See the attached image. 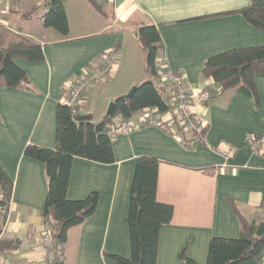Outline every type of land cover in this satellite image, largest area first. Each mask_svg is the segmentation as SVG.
<instances>
[{
	"label": "crops",
	"instance_id": "0c3cea01",
	"mask_svg": "<svg viewBox=\"0 0 264 264\" xmlns=\"http://www.w3.org/2000/svg\"><path fill=\"white\" fill-rule=\"evenodd\" d=\"M95 1L101 11L88 0H65L68 34L55 33L40 20L37 29L48 38L33 34V27L27 29L19 23L16 16L32 22L31 18H22L20 0H12L8 8L0 4L4 43L22 36L42 45L43 52V60L38 62L15 59L26 72L30 89L0 87V164L13 181L4 239L19 240L14 250L0 249V264H41L44 256L47 182L43 164L25 157L24 146L55 148L57 104L71 86L83 82L85 95L79 110L99 121L106 116L107 104L125 96L127 92L121 93L125 89L141 83L130 78L121 88L110 84L99 105L86 103L87 91L93 85L90 80L107 69L99 67L105 54L115 46H119L117 53L121 52L126 41L127 33L116 24L128 25L133 36L142 23L157 25L163 41L164 55L157 58V71L164 66L183 75L192 96V110L207 127L205 145L195 140L187 149L176 134L141 127L149 111L142 110L130 118L136 129L113 139V163L74 156L67 198L84 199L93 191L99 198L95 212L67 231L61 260L63 264H117L104 254L130 257L126 224L130 189L137 158L149 156L159 160L157 200L173 207L170 222L159 230L156 264H184L182 251L189 259L205 263L212 236L239 235V222L230 203L245 219L252 220L264 201V156L247 141L264 127V73L253 75L262 103L256 108L250 97L230 90L211 98L208 104L201 101L199 95L211 82L201 80L200 72L212 55L264 45V32L241 14L228 13L248 6V0ZM69 11L75 15L73 23ZM120 56H113L114 65ZM113 64H109V70ZM157 83L164 85L160 77Z\"/></svg>",
	"mask_w": 264,
	"mask_h": 264
},
{
	"label": "trees",
	"instance_id": "16d2710c",
	"mask_svg": "<svg viewBox=\"0 0 264 264\" xmlns=\"http://www.w3.org/2000/svg\"><path fill=\"white\" fill-rule=\"evenodd\" d=\"M65 0H43L46 11L42 15L44 27L54 29L60 35L68 34V22L64 7ZM98 11L95 0H88ZM249 5L228 13H239L254 28L264 32V0H248ZM34 11H24L22 18H30ZM0 25V87L30 89L26 72L15 63L21 58L28 62L43 60L42 45L17 36L6 44ZM137 42L144 53V70L149 78L139 84L129 98L116 97L111 112L99 121H94L90 113H83L79 105H67L58 102L56 108L55 148L38 144H27L23 155L39 161L44 166L47 182V195L43 211L46 229L51 233L55 248L62 251L67 239V231L87 220L98 203V194L93 191L86 198L70 200L67 198L71 161L74 156L101 164L114 162L113 139L109 130L116 128L117 119L128 120L135 113L149 109L155 114L173 112L170 96L165 85L157 83L161 76L157 71V58L164 55L163 41L157 25L142 23L135 30ZM11 35V34H10ZM13 37V35H11ZM115 46L105 54V60L99 67L103 69L114 63ZM162 64V63H160ZM159 70V69H158ZM264 73V45L227 50L208 57L200 72L201 80L209 79L211 84L204 89L209 92L208 101L227 91L250 97L256 108L262 103L255 87L253 75ZM85 95L84 90L81 91ZM81 95V98H82ZM65 97V96H64ZM174 133L180 144L191 149V143L198 140L205 145L204 136L207 127L200 133L187 131L174 118ZM194 121L188 117L186 122ZM253 150L264 156V127L261 133L247 137ZM159 160L149 156H139L136 160L133 181L129 195L126 217L131 254L125 258L116 254H104L117 264H156L160 228L169 223L173 207L157 200ZM13 181L0 164V204H7L11 198ZM239 222V235L236 238L212 236L205 263L189 259L182 251L184 264H261L264 259V201L260 203L257 217L245 219L230 203ZM19 246L17 239H3L0 249L11 251ZM54 264H63L61 257Z\"/></svg>",
	"mask_w": 264,
	"mask_h": 264
},
{
	"label": "built area",
	"instance_id": "2783aa9c",
	"mask_svg": "<svg viewBox=\"0 0 264 264\" xmlns=\"http://www.w3.org/2000/svg\"><path fill=\"white\" fill-rule=\"evenodd\" d=\"M12 0H0V4H5V7L10 5ZM161 69V70H160ZM160 80L168 88L170 103L173 105V112L165 114H155L153 110H149L141 120V127H156L166 134H175L173 123L174 118L182 125L183 129L187 131H195L200 133L204 128L203 122L195 115L192 110V96L189 93L183 75L177 71H171L164 66L160 68ZM83 83V82H82ZM82 83L71 86L66 92L64 100L67 105H79L84 95L81 91L84 90ZM82 95V98H81ZM210 97L208 91L204 90L200 95L201 101H207ZM188 117H193L194 121L186 122ZM136 125L130 121L118 118L116 128L109 130V136L115 139L119 134H127L136 129ZM11 206L8 201L7 204H0V242L5 238L7 227L10 221ZM42 245L44 248V256L41 264H54L56 258L61 257V251L55 248L54 240L51 233L45 230L42 233ZM264 264V259L261 262Z\"/></svg>",
	"mask_w": 264,
	"mask_h": 264
},
{
	"label": "rangeland",
	"instance_id": "374dc122",
	"mask_svg": "<svg viewBox=\"0 0 264 264\" xmlns=\"http://www.w3.org/2000/svg\"><path fill=\"white\" fill-rule=\"evenodd\" d=\"M42 1L43 0H20L19 7H18V10H20V13H22L23 11H34L32 16L30 17L32 20L31 24H29L27 21L22 20L21 18H19V16H16V18L18 19L19 23L22 24V26H25V28L28 29V27H33V30H32L33 34H36L37 36H41L44 38H48L49 36H47L46 34L44 35L43 33H41V31H38L37 29V27H39L40 25L39 23H41L39 21L40 20L42 21V15L46 11L45 6L41 5ZM92 11L97 17H100L98 16L96 12H94V10ZM69 16H70L71 23H73V20L75 19V15H73L72 11H69ZM126 26L128 25L116 24V28H121L125 30V32L127 33L126 34L127 38L122 48V51L114 54V57L117 56V58L119 54L121 56L119 57L118 60H116L115 65L113 64L111 70H109V66H110L109 65L107 66V69H105L104 71L102 70L103 74L98 76L96 79L94 78L90 80V82H92L93 85H91L92 87L89 88L87 91V95H88V98L86 100L87 105H99L98 100L100 99V101L102 102V97L104 93L109 91L110 84L121 88L123 87V85H127L126 82L130 78H135V80H138L137 82H143L147 78H149L147 74L143 72L144 71L143 70L144 54L139 49L138 44L136 40L134 39L135 37L134 35H136V33L134 32L132 36V33L130 32L131 30ZM9 38L11 39L12 37L9 35ZM111 74L114 76V78L112 81H109L107 83L108 79L112 76ZM130 89H131V86L128 89H125L126 91L124 90L121 93L123 92L128 93Z\"/></svg>",
	"mask_w": 264,
	"mask_h": 264
},
{
	"label": "water",
	"instance_id": "95a60500",
	"mask_svg": "<svg viewBox=\"0 0 264 264\" xmlns=\"http://www.w3.org/2000/svg\"><path fill=\"white\" fill-rule=\"evenodd\" d=\"M135 89H136V86H135V85L132 86L131 89L129 90V92H128L124 97H125V98H129V97H131V96L133 95V92L135 91ZM113 105H114V102L111 101V102L109 103V105H108L106 115H108V114L111 112V109H112Z\"/></svg>",
	"mask_w": 264,
	"mask_h": 264
}]
</instances>
